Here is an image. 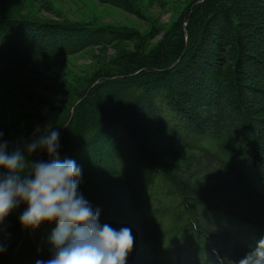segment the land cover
<instances>
[{
    "label": "trees",
    "instance_id": "16d2710c",
    "mask_svg": "<svg viewBox=\"0 0 264 264\" xmlns=\"http://www.w3.org/2000/svg\"><path fill=\"white\" fill-rule=\"evenodd\" d=\"M244 1L193 0L152 46L136 29L51 24L11 14L14 3L0 0V80L117 36L135 42L92 73L59 128L60 158L81 166L78 190L101 210L100 222L131 228L126 264H235L264 237V56L252 52L253 43H264L256 35L264 37V23L256 18L262 10L245 11ZM112 2L141 14L132 0ZM6 28L27 34L19 43L40 54L8 53ZM44 31L52 49L32 35ZM0 131L9 150L29 140ZM188 150L197 155L188 158ZM179 155L186 165L173 170ZM103 157L101 174L92 173ZM47 158L41 151L30 157ZM247 201L254 205L244 207ZM242 208L249 217L236 212ZM54 227L23 229L18 217L0 264L49 259Z\"/></svg>",
    "mask_w": 264,
    "mask_h": 264
},
{
    "label": "rangeland",
    "instance_id": "374dc122",
    "mask_svg": "<svg viewBox=\"0 0 264 264\" xmlns=\"http://www.w3.org/2000/svg\"><path fill=\"white\" fill-rule=\"evenodd\" d=\"M193 0H132L140 15L133 14L118 7L112 0H10L14 3L11 14L22 15L44 22H78L93 24V28L98 26L104 28H125L136 29L148 36V45H154L165 38L168 30L174 21L183 13ZM10 5V6H11ZM245 11H261L258 21L264 23V0H246L243 2ZM258 16V15H256ZM180 18V17H179ZM8 36V53H22L24 55L38 56L40 51L32 47H24L19 43L21 37L27 34L16 29L6 28ZM38 34V33H36ZM35 35L38 40L46 42V46L52 49L51 36L44 31L41 35ZM259 39L264 41V37ZM105 38L101 33H96L92 38ZM253 42H251L252 44ZM135 42L126 38L115 37L110 42H98L88 45L78 52L66 54L59 57H52L41 60L28 67V71L18 76H8L0 80V126L5 130L13 131L29 139L36 127L41 128L51 125L63 129L66 118L70 113V108L75 107L82 99V91L87 86L85 81H89L92 73L102 64L112 60L120 54L134 50ZM70 43L62 44L68 47ZM262 45V46H260ZM30 46V45H29ZM54 46V45H53ZM252 52L262 53L264 56V43L252 44ZM225 58L228 55L224 54ZM229 61V60H228ZM248 81L256 82L250 78ZM264 87V84H260ZM145 114V111H141ZM153 120L146 117V119ZM67 123V124H66ZM73 126H71L72 129ZM63 145V142L61 143ZM60 145V146H61ZM122 152L120 155L123 156ZM184 154L189 157L197 155L190 150ZM180 156V155H179ZM174 162L173 170L185 167V156ZM104 158V157H103ZM106 158L100 164L93 165V172L101 174L105 167ZM175 166V168H174ZM187 169V167H186ZM102 176V175H100ZM237 203H240L236 200ZM244 207L253 206L252 202H246ZM251 208V207H250ZM250 209L242 208L236 212L245 216ZM22 210L16 209L5 219L4 224L0 225V239H5L8 235L12 222L16 220ZM5 241H7L5 239Z\"/></svg>",
    "mask_w": 264,
    "mask_h": 264
},
{
    "label": "clouds",
    "instance_id": "9594fccd",
    "mask_svg": "<svg viewBox=\"0 0 264 264\" xmlns=\"http://www.w3.org/2000/svg\"><path fill=\"white\" fill-rule=\"evenodd\" d=\"M0 131V225L21 205V228L35 231L55 222L50 236L51 257L35 264H126L132 251L131 228L100 222L101 210L79 192L82 168L73 158H60L59 127L39 125L22 146L9 150ZM41 151L47 159L31 160ZM7 251L0 239V254ZM235 264H264V237Z\"/></svg>",
    "mask_w": 264,
    "mask_h": 264
}]
</instances>
